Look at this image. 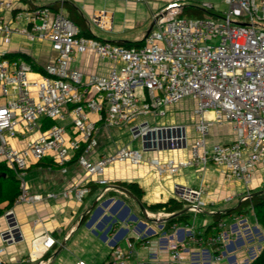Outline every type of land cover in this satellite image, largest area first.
Segmentation results:
<instances>
[{
  "label": "built area",
  "instance_id": "built-area-1",
  "mask_svg": "<svg viewBox=\"0 0 264 264\" xmlns=\"http://www.w3.org/2000/svg\"><path fill=\"white\" fill-rule=\"evenodd\" d=\"M186 3L168 0L153 16L143 43L133 46L82 36L62 3L56 9L37 6L26 12L28 27L21 32L29 41H47L54 56L40 70L19 57L0 54V161L18 181L15 202L68 195L80 199L87 193V186L75 185L60 191H30L27 168L44 157L59 165L73 157L92 176L116 163L139 165L146 151L185 148L189 142L185 124L158 122L168 107L184 98L194 103V137L187 156L150 157L148 163L159 175L213 163L228 178L251 183L256 165L264 164V0H224L226 7L220 13L209 12L213 5L204 0L198 7L205 13L188 17L183 15ZM11 7V0H0V33L6 41L16 31L2 16ZM87 51L111 62L108 73L84 78L70 66L74 53ZM65 117L68 121L61 122ZM99 123L126 126L132 138L140 139L142 150L124 145L90 157ZM225 123L234 138L209 143L211 126ZM13 139L22 141L16 145ZM97 181L108 188L106 178ZM201 193L200 188H188L186 195L177 189L176 197L185 198L188 211L196 214L205 204ZM248 197V192L242 195ZM5 214L12 222V211ZM10 229L1 232L3 241H12ZM182 230V239L170 245L174 261L180 262L191 244L213 249L217 262L224 258L228 242L224 221L219 220L210 234L191 225ZM55 243L47 232L35 236L30 252L19 262L35 259ZM129 246H116L112 260L102 264H132L134 245Z\"/></svg>",
  "mask_w": 264,
  "mask_h": 264
},
{
  "label": "crops",
  "instance_id": "crops-1",
  "mask_svg": "<svg viewBox=\"0 0 264 264\" xmlns=\"http://www.w3.org/2000/svg\"><path fill=\"white\" fill-rule=\"evenodd\" d=\"M11 1V9L3 11L2 16L16 31L7 41L0 33V54L26 53L33 62L43 65L52 60L54 52L47 41H29L21 32L28 27L25 17L27 11L37 6L56 9L62 3L68 16L72 13L78 20L75 24L80 32L86 29L98 39L133 43L145 38L146 31L152 27L153 16L168 0ZM200 1L204 0H187L183 12L186 13L189 6H199ZM205 1L213 5L212 11H209L211 13H220L226 7L224 0ZM111 65L110 61L100 58L92 51L74 53L70 60V66L79 69L84 78L90 74L104 75ZM89 116L97 118L94 113ZM184 116L194 120L192 104L190 113ZM170 117L168 121L158 122L185 124L187 135L191 136L187 144L189 146L194 137L192 124L174 120L176 117L173 112H170ZM67 121L65 117L61 122ZM122 129L123 127L110 128L99 123L95 135L96 145L90 149V157L96 158L124 145L131 146L130 142L118 144L116 136ZM68 131L70 133L71 128ZM233 138L234 133L228 123L213 124L208 135L209 143L229 142ZM20 140L13 139L12 143L20 145ZM188 146L170 151H147L145 160L139 165L116 163L108 166L102 175H87L73 157L63 165L56 164L47 157L31 163L25 180L32 192L60 191L73 185L87 186L88 191L80 199L68 195L65 198L45 199L34 203L14 200L11 205H8L6 198L0 199V264H102L112 260L116 246L129 249V244L134 245L129 259L132 264H246L264 245V227L257 221L251 203L245 202L242 195L246 192L254 195L264 192V164L256 165L251 183L245 185L240 180L228 178L221 167L213 163L181 168L172 175H159L147 161L150 157L161 160L185 157ZM101 177L108 180L107 189L98 183L97 180ZM119 181L135 182L142 190V196L138 199L142 204L175 198L181 202V208L151 211L145 207L146 213H143L134 198L117 188L122 186L118 184ZM188 188L202 190L200 198L205 203L203 209L196 216L186 210L182 212L187 215L185 220L166 226L167 218L184 209L187 204L185 198L180 195L176 197V190L186 195ZM9 209L18 230L19 239L16 241H3L1 237V232L8 228L10 218L5 212ZM215 213L227 214L216 219ZM198 215L199 224L196 221ZM219 220L225 222L228 234L221 261L213 259V249L194 244L183 251L180 262L171 258L170 245L182 239V227L191 225L197 232L210 234ZM208 225L210 227L206 228ZM43 232L51 234L56 243L44 254L20 263L19 259L26 257L31 250V240Z\"/></svg>",
  "mask_w": 264,
  "mask_h": 264
},
{
  "label": "trees",
  "instance_id": "trees-1",
  "mask_svg": "<svg viewBox=\"0 0 264 264\" xmlns=\"http://www.w3.org/2000/svg\"><path fill=\"white\" fill-rule=\"evenodd\" d=\"M187 10V14L190 15H203L205 11L198 6H189ZM69 17L73 19L74 23H78V20L76 17L69 13ZM80 34L82 36L86 37H94L91 35V33L83 29ZM144 39L139 42H115L118 44H122L125 46H133V45H140L142 44ZM6 58H21L24 61L28 62L34 69H40L42 68L41 65L36 64L33 62V60L30 58V56L26 53H8L5 52L2 55ZM118 184L125 186L128 190H130L132 193H134L138 199L142 196V190L138 187V185L135 182H127V181H119ZM19 192L18 188V181L15 178V175L13 172L8 168L5 162L0 161V199L6 198L8 200V205H11L17 194ZM250 202L252 205V208L254 210L255 216L257 221L264 227V192L260 194L251 195L249 200L245 199V202ZM144 207H146L148 210L151 211H171L174 209H180L181 208V202L175 198H169L165 201H157L149 204H143ZM240 208V207H239ZM1 212V211H0ZM227 213H215L214 216L216 219L225 216ZM186 216L184 213L178 214V215H170L167 218L166 226L177 223L181 219L185 220ZM208 225L206 228H209ZM246 264H264V245L260 248V250L246 263Z\"/></svg>",
  "mask_w": 264,
  "mask_h": 264
},
{
  "label": "rangeland",
  "instance_id": "rangeland-1",
  "mask_svg": "<svg viewBox=\"0 0 264 264\" xmlns=\"http://www.w3.org/2000/svg\"><path fill=\"white\" fill-rule=\"evenodd\" d=\"M183 15H185L186 17L192 16V15L187 14V13H184ZM179 104L182 105V106L180 107ZM191 104H192V107H193L194 103L189 98H184V99L180 100L176 104H173L172 106L168 107L167 108V114L165 116H163V117H159L158 121L160 122V121H168V120H170V118H171L170 117V112H173L174 116L176 117V118H174V120H177V121H179V120L183 121L184 120V123H187V124L190 123L191 124L192 123L191 118L189 116H184L186 113H190ZM177 115H179V117ZM182 116H184V117H182ZM122 127H123V129L121 130V133L118 136H116V139L119 142L118 144L121 145V144H126V143L130 142L132 147H135V148H138V149L142 150V145H141L140 139L132 138V135L129 132L128 128L126 126H122ZM188 138H189V141H190L191 136L189 135ZM170 150L171 149H165V151H170ZM149 152H154V151H149ZM146 153H147V151L143 152L144 157H145ZM195 216H196V214H195ZM196 219H197L196 220L197 223L199 224L200 215H198L196 217Z\"/></svg>",
  "mask_w": 264,
  "mask_h": 264
},
{
  "label": "water",
  "instance_id": "water-1",
  "mask_svg": "<svg viewBox=\"0 0 264 264\" xmlns=\"http://www.w3.org/2000/svg\"><path fill=\"white\" fill-rule=\"evenodd\" d=\"M150 29H151V26L146 31V34H148V32L150 31ZM117 188L119 190H121L122 192L126 193L127 195L131 196L132 198H134L137 201V203L139 204L142 212L143 213H146V209H145L144 205L138 200V198L132 192H130L127 188L122 187V186H117ZM251 195H254V194L253 193L249 194V197ZM117 203H120V201H117ZM202 209L203 208H201V210ZM186 210H188L187 207H185L184 209H181V210H179V211H177L176 213H173V214H177L178 215V214H181L182 212H184ZM173 214H171V215H173ZM8 226L11 228L10 230H11V235H12V241L18 240L19 239V237H18V230L15 228V222L14 221L10 222L8 224Z\"/></svg>",
  "mask_w": 264,
  "mask_h": 264
}]
</instances>
